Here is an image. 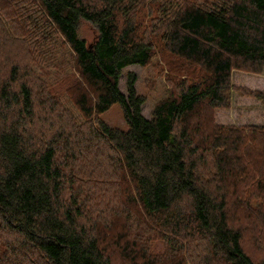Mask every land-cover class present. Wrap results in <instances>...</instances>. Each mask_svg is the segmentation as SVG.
Returning a JSON list of instances; mask_svg holds the SVG:
<instances>
[{"label": "trees", "instance_id": "obj_1", "mask_svg": "<svg viewBox=\"0 0 264 264\" xmlns=\"http://www.w3.org/2000/svg\"><path fill=\"white\" fill-rule=\"evenodd\" d=\"M263 67L264 0H0V264H264V126L213 119Z\"/></svg>", "mask_w": 264, "mask_h": 264}, {"label": "rangeland", "instance_id": "obj_2", "mask_svg": "<svg viewBox=\"0 0 264 264\" xmlns=\"http://www.w3.org/2000/svg\"><path fill=\"white\" fill-rule=\"evenodd\" d=\"M79 35L87 43H91L97 36L96 26L88 21L82 20L79 24ZM132 71L136 75L135 86L139 93L145 96L141 112L149 117L154 104L169 92L171 80L179 75L170 57H161L157 53L151 64L147 66L129 65L123 69L118 79V87L126 93L125 80L126 72ZM231 85L245 87L249 90H256L264 93V67L261 73H252L243 70L231 71ZM101 118L111 127L122 130L127 129L121 106L113 104L108 110L101 114ZM213 119L217 124L222 125H263L264 126V101L240 93L237 90L231 91L230 103L227 107H217L213 110ZM162 243L160 240L152 243L153 251H160Z\"/></svg>", "mask_w": 264, "mask_h": 264}]
</instances>
